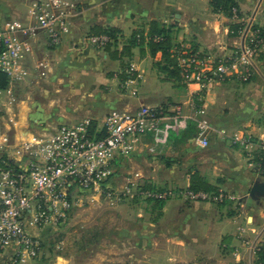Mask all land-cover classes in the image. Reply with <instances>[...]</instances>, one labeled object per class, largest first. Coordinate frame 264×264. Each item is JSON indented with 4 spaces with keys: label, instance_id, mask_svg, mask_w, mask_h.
Wrapping results in <instances>:
<instances>
[{
    "label": "crops",
    "instance_id": "crops-1",
    "mask_svg": "<svg viewBox=\"0 0 264 264\" xmlns=\"http://www.w3.org/2000/svg\"><path fill=\"white\" fill-rule=\"evenodd\" d=\"M75 1L80 11L61 44L48 50L41 36L35 48V56L40 59L48 51L54 54L51 69L55 68L53 77L57 79L63 78L61 68L69 60L66 65L72 81L62 82L58 89L61 95H70V102L74 98L79 102L76 109L57 116L58 124H74L86 117L101 124L113 109L134 110L140 105H179L185 115H190L189 101L200 95L199 103L211 129L205 148L194 144L193 123L181 132L170 131L167 142L160 147L153 144L152 136L140 137L135 150L127 155L135 160L140 180L169 189L171 194L161 205L139 200L130 216V212L120 214L121 222L114 228L112 240L102 234V241L83 243L72 254L58 253L56 264H234L235 249L241 256L240 264H260L256 254L240 245L236 231L240 225L264 229V196L252 198L249 194L257 178L264 181V174L255 175L248 168L242 149L232 144L231 138L264 132V54L254 62L249 80L231 76L200 92L195 84L188 85L167 74L161 51L153 53L147 37L155 22L170 29L171 45L221 55L243 43L252 27L264 26V0H232L236 14L214 8L212 0ZM105 27L119 30L118 51L133 33L143 37L130 48L128 58L122 57L134 69L131 80L120 81L121 59L92 47L90 36ZM35 56L28 61L30 69ZM18 125L24 128L17 130L12 142L6 136L7 147L1 152L21 163L23 159L16 156L15 148L51 131L34 132L27 126L26 115L21 116ZM190 167L210 184L237 194L240 204L188 200L183 191L189 186ZM127 177L130 174L125 175L124 184ZM43 227L27 223L29 232L38 237ZM248 236L253 233L248 231Z\"/></svg>",
    "mask_w": 264,
    "mask_h": 264
},
{
    "label": "built area",
    "instance_id": "built-area-1",
    "mask_svg": "<svg viewBox=\"0 0 264 264\" xmlns=\"http://www.w3.org/2000/svg\"><path fill=\"white\" fill-rule=\"evenodd\" d=\"M234 14L236 7L231 8ZM77 15L74 0H27L23 19H0V73L8 78L6 88H0L2 97L10 93V85L25 81L31 75L29 59L36 55L40 37L45 44L56 47L69 34ZM90 40L103 47L106 34L91 35ZM264 50V33L252 27L243 43L221 55L204 54L190 47L179 45L172 49L184 82L195 84L200 92L235 77L247 81L252 76L253 61ZM37 69L47 68L45 58L38 59ZM43 73V71H41ZM134 75L132 66L126 80ZM11 97V96H10ZM8 95L7 103L13 102ZM200 95L192 97L189 106L192 114L185 115L179 105H140L134 110L109 111L101 124L86 117L74 124H60L49 134H41L15 148L21 163L9 153L7 138L0 135V253H9V264H23L40 252V239L27 228L28 221L43 227L64 218L71 208L73 191H90L114 195L104 186L112 172L113 161L132 153L140 137L150 135L156 147L163 146L170 131L181 132L189 123L196 127L194 144L208 146L211 122L199 103ZM102 132V136L98 133ZM231 143L238 145L255 174L264 172V132L235 135ZM130 177L125 179L123 195L139 193L144 197L167 198L170 190H140L134 188ZM137 187V186H136ZM187 198L209 202H238L240 197L231 191L218 188L215 193L185 189ZM263 230L246 225L237 227L236 237L249 252L264 255ZM248 231L253 236H248ZM234 264H240L241 256Z\"/></svg>",
    "mask_w": 264,
    "mask_h": 264
},
{
    "label": "rangeland",
    "instance_id": "rangeland-1",
    "mask_svg": "<svg viewBox=\"0 0 264 264\" xmlns=\"http://www.w3.org/2000/svg\"><path fill=\"white\" fill-rule=\"evenodd\" d=\"M74 3L78 15L80 8L78 7V2L74 0ZM26 8L27 0H0V19H23ZM45 46L48 50L57 47L46 44ZM92 47L104 50L94 43ZM260 54H264V50ZM259 55L254 59L253 64ZM37 56L34 57V61L31 64L33 68L31 69V75L25 81L11 84L10 93L4 95L2 102H0V135L8 136L11 142L17 130L24 128L18 125L22 115H26L27 126L34 132L42 130L52 132L60 125L56 121L57 116L70 109H76L79 102V98H72L73 100L70 102V97L68 98L70 95L67 93L63 96L58 89L59 84L62 82L68 84V82L72 81V72L69 70L70 67L66 65L69 60L61 68L63 78L60 80L53 77L55 68L53 70L51 69V61L54 60V54L50 51L45 53V60L49 63V68L41 69L39 67L37 69V61L40 59ZM55 66H59V63ZM179 80L184 82L183 78ZM120 81H122L121 78ZM67 89L69 90V88ZM8 95L13 98V102L10 104L7 103ZM120 164L119 166L113 164L115 172L111 175L106 187L110 192H114V195L107 196L104 193L79 191L75 189L73 191L71 208L65 217L59 222L51 223L45 228L43 227L39 234L40 238L46 242V246L51 244L52 250L50 251L45 246L36 258L23 264H56V255L58 253L63 255L72 254L83 243H88L90 240L102 241V234H108L109 238L107 239L112 240L115 237L113 230L121 222L120 214H128L130 212V216L136 208L137 203H139V200H146L142 195H135V193L127 197H120L126 174H130L131 180L135 184L134 188L152 186L156 190H169L146 183V181H141L139 173L136 172L135 160L128 156L122 157ZM171 190L174 191L172 188ZM187 199L191 200L189 198ZM9 256L10 254L7 252L0 253V264H9Z\"/></svg>",
    "mask_w": 264,
    "mask_h": 264
},
{
    "label": "trees",
    "instance_id": "trees-1",
    "mask_svg": "<svg viewBox=\"0 0 264 264\" xmlns=\"http://www.w3.org/2000/svg\"><path fill=\"white\" fill-rule=\"evenodd\" d=\"M211 2H212V5L214 6V8H216V9L231 10L232 7H235V3L232 0H212ZM254 27L259 28L264 33V26H254ZM118 33H119V30L117 28L105 27V28H100L99 30L95 31V33H92V35L106 34L109 37V41L102 48L106 52H108V54L111 57L121 59L120 64H121L123 69L120 72V76H121V79L124 80V79H126V77L128 75V69L130 68V65H129L128 61L127 60L125 61L122 57L128 58L131 54L130 48L132 46L136 45L137 43L139 44L143 37L140 33H133L129 37L126 46H124L121 51H118L116 48L117 47V40H118V36H119ZM147 45L153 53L157 50L161 51L163 60L165 62V66H163L164 67L163 69L167 72L168 75H170L171 77L177 78V79L182 78L180 69L178 68L177 63H176V59L172 54V49L174 47H178L179 45H176V46L171 45L170 29L169 28H167L165 26H161L155 22L151 23L150 31H149V34L147 37ZM7 85H8L7 76L3 73H0V88H6ZM102 135H103L102 132L98 133V136H102ZM122 157H124V156L117 157L113 161V164H115V166H116L120 162ZM114 172H115V169L112 166V172L104 184L105 188L107 187V183L110 180L111 175H113ZM262 174H264V172ZM187 175L189 178V186L187 189L193 190V191H204V192H208V193L217 192L218 187L216 185L210 184L204 177H202L199 174L197 169L191 168V167L188 168ZM138 189H140L142 191L143 190H156L152 186H143L142 188H138ZM158 191H164V190L159 189ZM136 194L141 195L137 192L135 193V195ZM120 197H127V196L123 195V193H121ZM142 197H144V196L142 195ZM145 199L147 201L156 202L158 205H161V203L164 202L166 198L165 199L164 198L158 199V198H152V197H145ZM216 203H218V202H216ZM221 203H224V202H221ZM61 219H63V218H60L57 222H59ZM38 238L40 239V247H41L40 252H42V250L46 246V242L44 240H42L40 237H38ZM46 248H49V250L51 251L52 250L51 244L46 246ZM257 256H258L257 259L260 262V264H264L263 253L261 251H259Z\"/></svg>",
    "mask_w": 264,
    "mask_h": 264
},
{
    "label": "water",
    "instance_id": "water-1",
    "mask_svg": "<svg viewBox=\"0 0 264 264\" xmlns=\"http://www.w3.org/2000/svg\"><path fill=\"white\" fill-rule=\"evenodd\" d=\"M249 194L252 198H259L261 196H264V181L257 178L253 182Z\"/></svg>",
    "mask_w": 264,
    "mask_h": 264
}]
</instances>
